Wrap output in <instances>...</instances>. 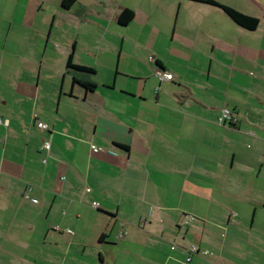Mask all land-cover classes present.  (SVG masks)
<instances>
[{
  "label": "crops",
  "instance_id": "1",
  "mask_svg": "<svg viewBox=\"0 0 264 264\" xmlns=\"http://www.w3.org/2000/svg\"><path fill=\"white\" fill-rule=\"evenodd\" d=\"M215 1L258 26L200 0H77L62 8L78 29L63 51L93 71L65 62L23 68L36 79L22 80L12 67L0 92V264H264V155L244 146L264 147V0ZM26 2L49 33L43 0ZM12 10L3 3L1 19H19ZM104 44L116 67H98ZM224 107L234 125L218 123ZM192 244L209 254L187 261Z\"/></svg>",
  "mask_w": 264,
  "mask_h": 264
},
{
  "label": "rangeland",
  "instance_id": "2",
  "mask_svg": "<svg viewBox=\"0 0 264 264\" xmlns=\"http://www.w3.org/2000/svg\"><path fill=\"white\" fill-rule=\"evenodd\" d=\"M24 1H27L26 4L29 7H32L30 3H34L36 0ZM16 2L20 3V0H0L1 5L3 3L10 4L13 7L12 14L19 18L11 21L5 19L2 20L1 14H3V12H0V38L4 40L9 29L11 31L7 46L3 50H0V92H2L1 86L6 85L9 81L10 72L13 69L12 67H16L23 71L22 75L20 74L22 80L36 79V76L31 77L29 73L24 72L23 68L36 67L37 69L38 67H65L67 56L64 53L63 48L70 45V38H72L78 31V29L75 28L76 24L74 20H71L68 12L59 6L58 0H43V2H41L43 9H39L40 11L45 12L44 6H47V12L50 15L47 26V29L49 28V33L45 30V24L41 23L42 20L39 13L35 16L34 20L32 18L33 21L31 23V20L26 17L20 8V5ZM52 16H55L56 22L54 27L50 28ZM10 22L13 23V25L11 24V27L9 26ZM37 27L41 33H37L38 31L35 30ZM136 28V25L131 26L129 32ZM102 48L104 50L108 47L104 44ZM106 50L107 52L105 55L100 58L102 60V66L98 67H116L118 62L117 51L110 47ZM80 55L82 59L87 58L86 53H81ZM42 59H44L43 62ZM125 62L129 61L125 56H122L120 64H124ZM18 80H20V78H18ZM229 92H232V89H230ZM0 107H2L1 104ZM2 118V120H4L3 116ZM247 140L248 141H246L244 145L245 151H252L257 148V151H255L254 154L258 157L264 155V147H258L255 145L254 141H249L248 138ZM261 159H264V156L261 157ZM214 184L216 186L218 185L216 183ZM226 202L229 203L232 201L227 200L225 203ZM172 230L176 231L175 228H172ZM221 233L225 234V230H221ZM217 234H220V230ZM239 234L242 238V242L248 239L246 232H241ZM170 240L172 241V239ZM33 263L38 264L36 260H34Z\"/></svg>",
  "mask_w": 264,
  "mask_h": 264
},
{
  "label": "trees",
  "instance_id": "3",
  "mask_svg": "<svg viewBox=\"0 0 264 264\" xmlns=\"http://www.w3.org/2000/svg\"><path fill=\"white\" fill-rule=\"evenodd\" d=\"M76 1L77 0H60V6L63 9H69ZM200 1L207 2L209 4H213V5L220 7L222 10H224V12L228 15V17L232 19L236 24L248 30H253L258 26L259 19L255 16L245 14L237 10L236 8H233L226 4L219 3L215 0H200ZM133 16H134V13L131 9L123 8L117 15V22L120 25H126L128 22L132 20ZM66 67H71L79 71H87V72L93 71V69L90 67L74 64L72 62L71 53L67 57ZM74 81L81 83L86 88H93L95 86L93 83H89V82L84 83L83 81H78L75 78H74Z\"/></svg>",
  "mask_w": 264,
  "mask_h": 264
},
{
  "label": "built area",
  "instance_id": "4",
  "mask_svg": "<svg viewBox=\"0 0 264 264\" xmlns=\"http://www.w3.org/2000/svg\"><path fill=\"white\" fill-rule=\"evenodd\" d=\"M150 62H153L154 61V58L152 56L149 57L148 59ZM157 76L159 79H170L171 78V73L170 72H167V71H157ZM217 121L218 123H228L230 125H234V123L236 122V117L231 113V111L224 107L221 109L220 111V114L217 118ZM3 120L0 118V123H2ZM37 126L39 128H43V129H47V125L41 121H38L37 122ZM43 147L45 149H48L49 148V143L48 142H45ZM96 150V149H95ZM93 206H96V203L94 202L93 203ZM193 219L192 215H185V222L189 221ZM67 232H71L70 230H67ZM174 246H171V248H173ZM187 252H188V257L186 258V260H190L191 258V255L192 254H196V253H201L202 255H207L209 254V251L204 249V250H199V248L196 246V245H189L187 247Z\"/></svg>",
  "mask_w": 264,
  "mask_h": 264
}]
</instances>
